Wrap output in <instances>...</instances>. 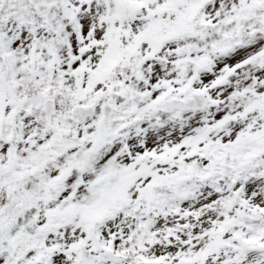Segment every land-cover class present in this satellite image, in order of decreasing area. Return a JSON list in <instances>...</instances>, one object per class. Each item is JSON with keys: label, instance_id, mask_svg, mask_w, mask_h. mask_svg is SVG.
<instances>
[{"label": "snow or ice", "instance_id": "6c2138e0", "mask_svg": "<svg viewBox=\"0 0 264 264\" xmlns=\"http://www.w3.org/2000/svg\"><path fill=\"white\" fill-rule=\"evenodd\" d=\"M0 264H264V0H0Z\"/></svg>", "mask_w": 264, "mask_h": 264}]
</instances>
